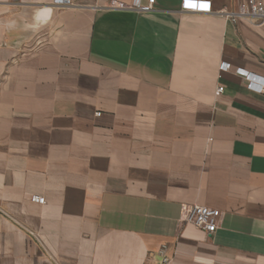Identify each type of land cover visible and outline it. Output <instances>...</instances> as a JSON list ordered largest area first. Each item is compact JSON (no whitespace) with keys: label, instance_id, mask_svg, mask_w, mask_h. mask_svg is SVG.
I'll return each instance as SVG.
<instances>
[{"label":"crops","instance_id":"crops-1","mask_svg":"<svg viewBox=\"0 0 264 264\" xmlns=\"http://www.w3.org/2000/svg\"><path fill=\"white\" fill-rule=\"evenodd\" d=\"M181 1L0 0V264H264V21Z\"/></svg>","mask_w":264,"mask_h":264},{"label":"built area","instance_id":"built-area-1","mask_svg":"<svg viewBox=\"0 0 264 264\" xmlns=\"http://www.w3.org/2000/svg\"><path fill=\"white\" fill-rule=\"evenodd\" d=\"M61 3L69 2L70 0H57ZM188 0L181 1V10L192 13H211V5L209 0H192L193 5L190 7ZM156 0H132L130 5H127L119 0H109L110 7H131L139 11L147 12L154 8ZM227 17L235 20L239 17H252L260 21H264V0H244L240 2L237 7L229 12H225ZM220 69H228L229 64L222 62ZM241 74L245 80L248 88L258 93H264V77L254 75L242 69L236 70ZM223 86L217 84L215 87L216 93H221ZM33 202L44 204L45 198L43 196L33 194L31 196ZM222 213L216 208L201 204L185 205L182 210V220L186 223L193 224L195 227L203 230L207 234H212L219 226ZM168 261L166 256H163L162 262Z\"/></svg>","mask_w":264,"mask_h":264}]
</instances>
